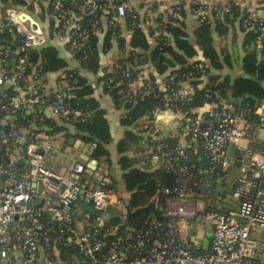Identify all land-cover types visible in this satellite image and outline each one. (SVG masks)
Masks as SVG:
<instances>
[{
    "label": "built area",
    "instance_id": "built-area-1",
    "mask_svg": "<svg viewBox=\"0 0 264 264\" xmlns=\"http://www.w3.org/2000/svg\"><path fill=\"white\" fill-rule=\"evenodd\" d=\"M20 1L0 16V34L11 28L21 38L14 56L0 38V85H7L12 92L0 93V264H63L58 246L65 238L90 264H264V100L244 108L216 99L205 104L201 115L178 110L181 138L174 147L156 127L162 110H152V132L146 147L157 152L153 158L161 159L172 173L174 185L165 190L168 199L162 210L163 223L154 221L146 232L120 230L104 215L117 213L125 221V205L119 196L105 190L107 178L101 171L95 172L97 183L89 185L84 164L70 154L69 147L63 150L64 171H56L49 160L54 137L33 132L37 115L43 111L69 123L86 119L60 94L46 95L40 70L27 60V52L47 45L50 34L58 42H67L72 52L86 47L89 31L69 10L80 6L79 1L69 0L68 7H63V0ZM261 1L83 0L81 7L88 15L98 13L99 22L98 17L91 20L93 27L100 28L104 21L119 26L127 44L130 32L123 27L128 15L137 21V27L153 30L157 11L171 15L174 5L181 3L197 7L194 13L200 23L215 13L264 35V14L258 10ZM47 2L48 15L56 24L51 25V33L41 27V34H37L19 16L27 13L35 18L40 5ZM136 6H142L144 14H139ZM128 50L126 47L123 52ZM141 59L134 58L128 64L141 69L137 76L128 70L120 72L127 79L124 84L112 74L103 81L109 90L120 88L123 101L150 92L143 83L149 81L153 70L148 63L141 67ZM115 63L107 64L109 71ZM194 69L202 72L203 64ZM194 76L192 72L174 73L159 80L165 100L169 104L177 99L187 103ZM18 118L28 125L19 123ZM81 147V153L89 155L96 144L81 143ZM200 150L208 160L203 169L188 163V153L200 161ZM233 165L239 175L233 186L225 187ZM222 178L223 186L231 191V206H224L226 194L214 196ZM56 224L63 228L56 231ZM205 230L208 237H201ZM205 239L208 245L203 250Z\"/></svg>",
    "mask_w": 264,
    "mask_h": 264
},
{
    "label": "trees",
    "instance_id": "trees-1",
    "mask_svg": "<svg viewBox=\"0 0 264 264\" xmlns=\"http://www.w3.org/2000/svg\"><path fill=\"white\" fill-rule=\"evenodd\" d=\"M68 1L63 0V7H68ZM78 1L80 6H74V9L69 10L81 18L82 27L89 31V37L86 47L75 52L71 51L74 60L77 61V67L73 70H66L64 73L69 75L73 71L70 84L64 89L62 98L75 111L83 114L86 119L84 122L70 120L69 123L68 119L49 118L48 114L43 111L37 115L36 130L33 132L42 133L48 137H54L56 134L61 133L64 141L68 142L70 137L68 130H74L75 137L81 143L93 142L96 144L90 158L95 162L107 163L108 167H111L109 126L95 100L86 98L92 90L90 86L86 85L85 78L80 76L77 70H86L94 73V75H99L97 82L104 81L107 76L112 74L117 76L118 81L120 80L124 84L127 79L122 78L120 73L122 70H128L133 76H137L141 70L140 68L128 67V64L134 58H142L139 62L140 66L144 63L151 65L153 73L149 75V81L146 80L143 83V86L150 89L148 95L139 93L132 97L130 101H123L118 90L120 88L109 90L106 85H102L103 90L111 97L114 105L123 110L120 124L127 130L124 131L122 139L116 143L113 151L119 157L117 165L127 171L123 174L122 179L126 190L130 193L128 202H125V221L121 220L122 216L120 217L117 213L111 214L110 212L105 214L104 217L107 222L119 227L120 230L146 232L152 228L151 224L154 221L164 222L161 208L168 199L165 190L173 187L174 177L172 173L166 170L164 165L153 172L129 168L126 164V162H129L128 158H122L121 154L127 151L128 145L139 147L142 144V137L130 132L128 128L135 126V123L142 120L143 126L145 125L148 131L152 132L149 115L155 108L170 109L174 112L181 109L183 112L196 115L193 112L196 108L203 107L206 103L216 99L226 100L244 108H253L264 100V35L259 32L245 30L240 25L231 23L232 21L226 17L222 19L214 13L209 21L199 22V25L193 31L194 42H191L185 32V25L180 21V18L184 16L186 7L193 12L197 10V7H190L181 3L174 5L171 21H162L155 16L154 21L157 27L153 30L137 27V21L128 15L123 27L130 32V38L126 44L121 37L119 26L107 24L103 29H99V25L93 27L91 20L97 19L98 13L88 15L81 7L83 0ZM20 2V0H0L2 9L17 7ZM97 20L99 22V17ZM234 25H238L243 36L240 45H237L240 54L238 58L240 73L233 77L230 71L232 72L235 69L234 62L236 61L233 59L237 56V53L232 51L235 52L232 55L226 45L220 46V50H217L216 45H214L213 34L225 38L229 33V28ZM98 29L100 34H98ZM155 33L157 36L154 37ZM0 38L9 48L11 54L16 55L15 51L21 42V38L13 30L4 31L0 34ZM53 39L50 34L48 43ZM112 41L117 44L120 57L116 59L117 61L115 60L116 63L109 71L107 66L102 67L100 65L101 54L103 53L101 49L110 50L113 47ZM258 42L261 47L257 46ZM48 43L44 47L27 52L28 63L40 70L41 79L46 73L65 70L68 67V63L60 57L62 49ZM232 44H235V42H232ZM126 47L130 49L127 51L128 53L123 52ZM234 47L236 48L235 45ZM198 63L203 64L202 72L194 69V66ZM189 72L195 74V79L189 83L192 89V92L189 93L190 100L184 103V101L177 99L169 104L164 98L165 92L161 91L158 81L174 73L180 76ZM2 92L7 95L12 94L10 88L1 90L0 93ZM19 119L17 120L19 123L28 125ZM149 140L150 136H147L145 143H148ZM139 150L142 151V148L140 147ZM155 154L157 152L151 150L150 155L153 157ZM114 184V182L110 185L105 183V190L112 193ZM54 227L56 231L63 228L58 224ZM64 241V244L58 246L63 264H90L79 253L73 242L67 240V238Z\"/></svg>",
    "mask_w": 264,
    "mask_h": 264
},
{
    "label": "crops",
    "instance_id": "crops-1",
    "mask_svg": "<svg viewBox=\"0 0 264 264\" xmlns=\"http://www.w3.org/2000/svg\"><path fill=\"white\" fill-rule=\"evenodd\" d=\"M136 1V0H135ZM50 2L43 3L40 5V11L38 15L35 16L36 20L40 24V26L44 29L43 31L46 33H51L50 28L51 25H54L53 19L49 17L48 15V9H49ZM188 6V5H186ZM7 7L2 9V4L0 3V16H3L5 13ZM142 6H136L135 10L139 11V14H144L142 12ZM258 10L264 14V1L261 2L258 5ZM156 18H160L162 21H171L172 16L167 15L165 13H159L158 11L155 13ZM80 18V17H79ZM155 18V17H154ZM81 19V18H80ZM180 21L185 25V32L187 34V37L189 41L194 42L193 38V31L194 29L199 25L198 17L197 15L188 7H186V10L184 11V16L180 18ZM106 21L102 23L101 27L99 29H103L105 26H107ZM229 33L227 37L222 38L215 34H213L214 38V45L216 47L218 45L225 46L226 43L235 42V45H240V41L242 39L243 33L240 31V28L238 25L231 26L229 28ZM8 30H12L11 28ZM100 34V31L98 32ZM104 38L103 36H101ZM101 38V41H102ZM129 40V39H128ZM56 40L49 41V45H53L54 47L58 46L61 48L60 57L64 59L68 63V67L65 68V70L60 71H54L46 73L42 77V83L44 84V92L46 95H51L58 93L62 97L64 95V89L67 88L70 84L71 77L73 74V71H71L72 74H64L66 70H73L77 67V61L74 60L72 52L70 48H67V42H58ZM113 47L110 50L107 49H101L103 53L101 54V61L100 65L102 67L107 66L111 61L118 59L120 57V51L117 49V44H115L114 41H112ZM68 46V45H67ZM234 70L230 73L234 77L235 72L240 69V63L238 62L237 65L234 66ZM78 74L80 76H83L86 81V85L90 86L91 88V94L86 98H91L95 100V102L98 105V108L102 111L104 119L107 121V124L109 126L110 135H111V142L109 144V148L111 150V158H112V166L108 167V164L95 162L90 157L91 154L87 155L85 153H81L82 147L81 142L75 137L76 133L74 130H68L70 137L73 138L74 141L71 144H68L64 141L62 138L63 134L58 133L54 136L55 140V147L54 151L51 153V156L49 157L50 164L52 165V168H54L56 171L62 172L64 171V156H63V150H65L66 147L70 148L71 155L77 156L79 160L84 164L86 171H85V178L89 179L88 184L95 185L97 183V178L95 177L96 171H101L104 177L107 178V185H110L112 182L115 184L114 190H112L113 197L119 196L121 198V201L126 206V201L128 202L130 193L126 190L125 184L123 182L122 176L127 171L121 169L117 165L118 156L114 154V148L116 143L122 139L124 131L127 130V128H124L120 124V118L123 113V110L120 108H117V106L114 105L112 102L111 97L103 90V81L97 82V78L99 75H94V73H90L86 70H77ZM7 85H0V91L7 89ZM189 93L192 92L191 87L188 89ZM205 106L196 108L193 112L196 115H201L205 111ZM51 118V117H49ZM179 124L180 119L177 116V114L170 109L162 110L158 119L157 124V130L159 133L167 135L168 137V143L169 140L172 141L173 147L177 145L180 141L181 134L179 132ZM130 132H133L134 134L140 135L142 137V144L139 147L128 145L127 151L122 153L121 156L128 158L127 160L129 162H126V164L129 166V168H137L141 170H148L150 172H153L157 170L160 166L163 165V162L159 158H153L150 154L151 151L148 150L146 147L145 141L147 140V136H149V131L145 125L143 126V121H138L135 123V126L128 128ZM41 130H43L41 128ZM45 131V130H44ZM144 141V142H143ZM142 148V151L139 150V148ZM154 200V199H153ZM166 204V201L164 203V206L161 208V210L164 209ZM126 210V209H125ZM209 231L205 230L204 232L201 231V237H208ZM197 237H199V233H197ZM206 240V239H205ZM204 241V240H203Z\"/></svg>",
    "mask_w": 264,
    "mask_h": 264
},
{
    "label": "water",
    "instance_id": "water-1",
    "mask_svg": "<svg viewBox=\"0 0 264 264\" xmlns=\"http://www.w3.org/2000/svg\"><path fill=\"white\" fill-rule=\"evenodd\" d=\"M19 19L22 20L23 22L27 21L31 26L34 27V31L37 33V34H41L42 30H41V26L39 25L38 21L33 18L31 15L27 14V13H23L19 16ZM74 141L73 138H69L68 139V144H71L72 142ZM169 145L170 147H173V143L171 140H169ZM234 151L232 150L231 151V154H233ZM190 155V158L188 160V163H194L196 164L199 168H205L207 163H208V160L204 158L203 156V152L200 150L198 152V156L200 158V161H198L197 159H195L190 153H188ZM161 160V159H160ZM223 181H224V178H222L218 184L216 185L215 187V190H214V196L217 198L219 196V194H230L231 191L227 188H225L223 186ZM207 245H208V240H204L202 242V249L203 250H206L207 249Z\"/></svg>",
    "mask_w": 264,
    "mask_h": 264
},
{
    "label": "rangeland",
    "instance_id": "rangeland-1",
    "mask_svg": "<svg viewBox=\"0 0 264 264\" xmlns=\"http://www.w3.org/2000/svg\"><path fill=\"white\" fill-rule=\"evenodd\" d=\"M227 47H228V49L230 50V53L233 55V53H237V56L233 59L234 61H236V62H234L235 63V65H237V63H238V58H239V56H240V54H239V52H238V47H237V45H235V44H232V42H230V43H226L225 44ZM234 45L236 46V48L234 47ZM220 48V45H218L217 46V50H220L219 49ZM237 50V51H236ZM232 51H235V52H232ZM223 72V71H222ZM236 75H238V71H236L235 72V75L234 76H236ZM239 175V170H238V168L235 166V165H233L231 168H230V170L227 172V180L225 181V187L226 186H233L234 185V183H235V180H236V178H237V176ZM224 206L227 204L228 206H231L232 204H231V197H230V195L229 194H226L225 195V197H224Z\"/></svg>",
    "mask_w": 264,
    "mask_h": 264
}]
</instances>
